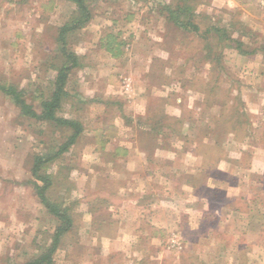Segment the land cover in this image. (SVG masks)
Instances as JSON below:
<instances>
[{
  "label": "rangeland",
  "instance_id": "1",
  "mask_svg": "<svg viewBox=\"0 0 264 264\" xmlns=\"http://www.w3.org/2000/svg\"><path fill=\"white\" fill-rule=\"evenodd\" d=\"M87 1L94 17L67 38L69 49L80 59L84 56L90 61L108 63L110 51L98 45L103 44L102 37L113 29L112 33L115 32L118 41L124 43L122 53L118 55L120 58H132L134 54H127L131 52L128 49L138 42L148 46V50H155L157 56L160 55L153 64L154 82L159 83L163 77L162 73L158 75L156 71L161 72L165 67L164 62L171 61L163 73L168 98L160 100L153 112L147 111L145 119L150 125H142L140 121L134 125L137 121L132 118L133 123L131 121L132 125H127L129 129L127 132L125 130V137L142 142V137L154 141L156 138L185 139L191 135L197 153L204 156L205 163L208 156L213 159L219 170H222L221 166H224L229 154L236 164L230 163L227 167L236 171V166H239V170L246 174L239 179L243 191L238 195L231 189L228 198L227 194L212 193V205L222 207V210L228 205L242 209L246 207V198L254 199V218L259 219V223L247 227L250 233L246 230L244 234L261 241L260 245L258 242H248L240 234L243 228L239 219L246 216L236 211H230L229 216L218 213L215 221L208 222L211 225L204 222L197 230L201 234L207 229L221 234L225 231L227 242L218 249L230 254L223 258L226 263L232 257L234 264H264V223H261L264 222V174L253 172H264V34H253V30H249L245 24L246 18H242V13L234 6L229 8L226 0L213 3L211 0L187 1L196 15L194 21L200 25L198 32L190 26L174 25L162 13L166 5L174 8L180 0ZM206 4H212L211 14L201 13L200 9ZM76 7L70 0H0V85H15L24 92L25 100L39 112L42 110L41 100L49 97L54 90L57 67L63 62L58 40L59 27L76 15ZM255 8L260 11L259 17L264 19L261 4ZM182 19L187 21V13L183 14ZM133 21L135 27L138 25L134 34L127 27ZM234 21L235 25L231 26L230 23ZM226 25H229L227 32ZM209 27L211 30L205 36ZM257 36L259 38L255 39ZM208 44L213 45L211 54L206 50ZM239 44L247 53L239 51ZM255 47L259 49L256 53L253 52ZM255 54L262 57H255ZM173 61L181 64L174 65ZM125 69L127 72L133 71L131 62ZM96 70L100 68H92V76ZM79 75L78 69L71 70L70 81L66 84L68 96L63 102L61 114L67 117L76 116L69 110L72 111L70 105L76 102L78 93L82 90L93 91L94 81L75 83ZM117 101L114 107L119 108L121 102ZM86 109L78 116L82 115L85 126L94 127L95 113L100 112L99 107L92 104ZM180 128L184 129L180 131ZM90 130H86L87 134L84 131V140H78L82 131L78 141L40 168L41 174L51 173L53 178V184L47 191L49 198L67 207L73 220L71 229L61 237L52 255L53 264H63L67 251L71 252V264L84 261V258L81 259L84 252L90 254L86 264H157L147 256H143L140 262L139 256H128L126 250L129 246L124 241H96L97 234L106 238L113 234V227H106L103 222L108 223V216L110 219L113 217L109 203L112 200L120 201L121 195L116 191L107 198L95 199L93 194L80 193L81 186L78 187L76 181L79 158L84 157L87 165L92 167L96 163L92 156L100 154L93 144L83 143L87 138H93ZM72 133L73 129L68 126L24 115L12 97L0 91V264H26L51 246L53 233L60 222L37 195L36 184L42 182L33 176L31 169L37 155L46 157L58 151ZM207 140L212 142L211 146L205 145ZM248 169L252 172L250 176ZM93 180H87V188L92 186ZM96 180L100 186L106 183L103 179ZM230 181L233 182V179ZM255 182L260 187L258 192L249 186ZM114 188L118 189L116 185ZM83 195L89 198L90 210L81 208ZM226 218L231 219V223L229 227L224 224L223 231L222 222ZM166 231L164 246L170 250L183 249L185 241L181 233L173 228ZM80 237L85 240L81 239L83 242H80ZM139 245L144 250L154 249L147 240ZM254 246L257 250L260 246L261 254L251 261L245 253ZM95 252L104 255V258L93 257Z\"/></svg>",
  "mask_w": 264,
  "mask_h": 264
},
{
  "label": "crops",
  "instance_id": "2",
  "mask_svg": "<svg viewBox=\"0 0 264 264\" xmlns=\"http://www.w3.org/2000/svg\"><path fill=\"white\" fill-rule=\"evenodd\" d=\"M214 1L216 0H211V3ZM226 1L229 8L234 6L242 13L241 17L246 18L247 23L245 24L249 30H253V34H264V19L259 17L258 13L260 11L257 8L249 6L251 4L250 0ZM87 2L89 4V1ZM253 4L256 7L260 6L259 0H254ZM212 9V4H206L200 10L202 14H211ZM127 27L134 34L138 25L135 27L133 21ZM119 32L121 33V31ZM257 38L259 36L255 37V39ZM98 46L101 47L103 44L99 43ZM147 48L148 46L141 44V42L131 44L128 49L131 52L127 54H134L132 58L129 56L120 58V56H114L109 52L110 58H108L109 61L106 64L90 61L83 56V59H80L82 64L74 68L78 69L80 73L75 83L84 82L86 84L88 83L87 80L94 81L93 91L82 90L76 97L77 104L73 101L70 105L72 111L69 110V112L74 116L76 115L73 118L79 120L83 125V133L81 139L78 140H84L86 130L91 129L90 134H93V138H87L83 143L85 145L86 143L93 144L95 148H98L100 154L103 153L102 156L100 154L92 156L96 162L92 167L87 165L84 157L79 158L77 185L78 187L81 186L82 192L80 193L93 194L95 199H98V197L100 199L107 198L110 193L115 194L116 191L121 195L120 201H108V203L110 202L109 210L113 212V217L110 219L108 216L109 222H103L106 227H113V234L109 238L97 234L98 239L96 238V241L107 243L124 241L129 246L126 254L128 256H139V262L143 256H147V258L155 260L157 264H234L231 261L232 257L227 263L223 261L227 254L223 252L224 250L218 249V247L225 246L227 242L226 237H224L226 235L224 224L229 227L231 219L226 218L227 220L224 219L222 222L224 231L222 234L210 229L201 234L197 228L204 222L215 221L219 216L218 213L222 216L224 214L229 216L230 211H236L242 216H246L239 219L244 230L240 234L250 243L255 244V242H258L251 238L250 234L248 237L244 234L246 230L247 233H250L247 227L259 223V219L257 221L254 218L253 211L256 209L254 199L246 198V207L242 209L228 205L225 210H222V207L217 208L212 205V193L227 194L228 198L231 189L238 195L243 191L239 179L246 176V174L242 169L239 170V166H236V171H231L227 167V165L229 166L230 163L236 161L227 154L226 159H223L225 164L221 166L222 170L216 169V162L210 159L209 156L208 162L205 163L204 156L195 150L196 143L191 135L186 136L185 139L180 137L174 139L156 138L154 141L142 137L144 139L142 142L125 137V130L127 132V129H129L127 125H132V118L137 121L134 125H138V121L142 125H150V123H146L145 119L147 111L148 113L153 112L160 100L168 98L169 95L166 93L167 88L163 73H165V67L170 66L171 61L164 62L163 66L165 67L161 72L156 71L158 75L162 73L163 77L159 83L154 82L152 77L155 70L153 64L157 62L160 55L157 56L155 50H148ZM257 51L259 49L255 47V53ZM141 55H145L144 58H140ZM256 56L262 57L261 54H255ZM129 61L131 67H133L132 72H127L125 69L129 66ZM173 64L180 65L181 63L173 61ZM137 66H141V69ZM92 68H100V70H96V73L92 76ZM253 94L257 93L253 92ZM117 100L122 103V105L120 103L121 107L119 108L114 107L118 103ZM84 104L89 105V107L95 104L99 107L100 112L95 113L96 122L94 127L85 126L86 123L82 119V115L78 116V114H82V111L87 110V106L85 107ZM176 108L179 107L176 106ZM110 113L113 115H110ZM141 128L143 130V127ZM182 129L184 128L179 130ZM149 130L150 128L147 131ZM206 142V146L212 145L209 140ZM108 157L110 158L107 159ZM253 172L264 174L261 171L253 170ZM250 173L252 172L248 169L247 174L249 176ZM88 179H94L92 186H89L90 188L86 186ZM96 179H103L107 186L106 183L104 186H100ZM231 179H233V182L230 181ZM115 185L118 187L117 190L114 188ZM249 186L256 192L260 189L256 182L254 185L250 184ZM88 199L83 195L81 208L84 211L91 209L90 202H87ZM171 228L179 231L184 238L183 249L170 250L164 246L163 243L167 237L166 230ZM81 239H84V237L79 239L80 242H83ZM143 240L149 241L154 249L149 250L150 252L142 249L139 243ZM260 242H258L259 245ZM235 251L234 254L237 257L238 254ZM70 253L69 251L66 252L63 264L73 262ZM93 254L92 256L95 258H104V255H98L96 252ZM259 254H261L260 246L258 250L254 246L247 250L245 256L252 261ZM88 257H90V254L84 252L81 255V259L84 258V261L80 260L79 263H88ZM85 258L87 261H85Z\"/></svg>",
  "mask_w": 264,
  "mask_h": 264
},
{
  "label": "trees",
  "instance_id": "3",
  "mask_svg": "<svg viewBox=\"0 0 264 264\" xmlns=\"http://www.w3.org/2000/svg\"><path fill=\"white\" fill-rule=\"evenodd\" d=\"M77 6L76 15H72L71 19L63 23L59 27V35L58 40L61 45V53L63 57V62L60 66L57 67V73L55 77V87L53 92L46 99L41 100L42 110L37 111L33 105L29 104L24 98V92L18 89L15 85H0V91L12 97L15 103L20 106L21 111L24 115L29 117L36 118L38 120L48 119L54 121L58 124L68 126L73 129L72 135L69 137L67 141L62 143L58 149V151L53 152L51 155H46V157L37 155L34 158V163L32 166V174L36 177L37 180H40L42 184H36L37 187V195L39 196L41 202L45 205L47 210L59 220V225L55 228L52 238V244L45 252L40 254L35 259L28 261L26 264H53L52 255L58 247V244L61 240V237L68 230L71 229L73 225L72 217L69 214V210L67 207H63L56 201H53L49 198L47 191L53 184V178L51 173H40V168L42 165L48 164L52 162L56 157L60 156L68 147L75 143L79 135L83 131V125L81 122L73 117H67L61 114L63 109V102L68 96L66 90V84L68 83L69 74L72 69L78 67L82 64L80 57L68 47L67 38L70 36L71 32L74 30L80 29L87 24L92 16V9L90 8L87 0H70ZM188 0H181L175 5L176 7H171L166 5L164 7V11L162 13L165 15L169 21H172L174 25L183 26V27H191L194 31L200 30V25L194 21L193 8L187 3ZM251 8H255L254 0H250ZM239 12V11H238ZM187 13L188 19L187 21H183V14ZM189 13V14H188ZM231 26L235 25V21L230 23ZM229 25H226L225 31L227 32ZM216 31L219 29L213 27ZM208 30H211L209 27L205 36L208 33ZM103 46L110 51L114 56H118L122 53L123 42L118 41L116 35L112 32H108L105 37H102ZM239 44L237 47L240 52L247 53L245 49H242ZM213 45H209L206 47V50L213 52ZM255 50H253L254 52ZM250 53V52H249Z\"/></svg>",
  "mask_w": 264,
  "mask_h": 264
},
{
  "label": "built area",
  "instance_id": "4",
  "mask_svg": "<svg viewBox=\"0 0 264 264\" xmlns=\"http://www.w3.org/2000/svg\"><path fill=\"white\" fill-rule=\"evenodd\" d=\"M261 6L264 8V0H259Z\"/></svg>",
  "mask_w": 264,
  "mask_h": 264
}]
</instances>
